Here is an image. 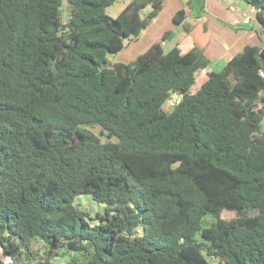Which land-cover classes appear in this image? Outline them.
<instances>
[{
  "label": "trees",
  "instance_id": "16d2710c",
  "mask_svg": "<svg viewBox=\"0 0 264 264\" xmlns=\"http://www.w3.org/2000/svg\"><path fill=\"white\" fill-rule=\"evenodd\" d=\"M114 1L66 0L63 21V0H0L2 254L12 264H51L61 250L72 253L65 264H264V0H243L261 42L195 91L209 63L196 45L156 42L108 66L163 7L131 0L111 17ZM81 193L106 205L98 223L73 205ZM24 248L33 263L20 261Z\"/></svg>",
  "mask_w": 264,
  "mask_h": 264
},
{
  "label": "crops",
  "instance_id": "0c3cea01",
  "mask_svg": "<svg viewBox=\"0 0 264 264\" xmlns=\"http://www.w3.org/2000/svg\"><path fill=\"white\" fill-rule=\"evenodd\" d=\"M181 8L186 12L181 22L185 33L177 34L179 24L173 21V16ZM250 8L254 11L252 7ZM168 41H173V46L177 45L182 52L196 45L209 59L208 65L196 72L202 78L195 90L205 80L208 71L220 70L245 45H258L261 42L255 15L240 17L229 2L163 0V7L158 15L118 52L119 58L114 62L133 60L153 43L160 42L163 48Z\"/></svg>",
  "mask_w": 264,
  "mask_h": 264
},
{
  "label": "rangeland",
  "instance_id": "374dc122",
  "mask_svg": "<svg viewBox=\"0 0 264 264\" xmlns=\"http://www.w3.org/2000/svg\"><path fill=\"white\" fill-rule=\"evenodd\" d=\"M131 0H115L110 6H108L106 8V13L111 16V17H115L120 10ZM223 2H226L231 5V7L234 9V11L240 16V17H244L247 18L250 15H255V12L250 8L249 5H246L244 2L240 1V0H220ZM68 5L66 0H63V4H62V19L63 21H66L67 17H68ZM151 9L150 5H147L145 8H143L141 10V14L144 15L146 14L149 10ZM257 23V21H256ZM179 31V32H178ZM176 33L177 34H182L185 33L184 32V28L183 25L180 23L176 29ZM174 42H166V44L163 46V50L167 51L168 49L171 48V46H173ZM119 58L118 56V52H108L107 53V61L108 62H114ZM201 76L200 74L196 73V81L195 83L192 85L191 90L194 91L195 88L197 87L199 81H201ZM176 98V99H175ZM179 99V95H173L171 96V98H169L164 104H163V109L165 110H169L172 107V104L170 102L171 101H177ZM262 125L264 127V118L262 121ZM95 134L99 135V131L97 128H90ZM101 140H107L106 137L104 136H100ZM114 140V139H111ZM72 203L75 207H77L79 210H81L84 213V218L90 223V224H95L98 223L100 220L98 218V214L99 215H103L105 214V208L106 205L101 203V202H97L95 201L90 194L88 193H81L76 195L73 200ZM257 213V209L255 208H246L243 209L241 211V214H245V215H253ZM229 215L231 213H228ZM205 224H209L213 221L212 217H206L204 219ZM199 234L196 235V238L199 239ZM31 249L34 253V255H37L36 253V249L41 247L42 251H44L43 246L44 243L40 240H32L30 243ZM60 256H54L51 259V264H65L70 256H71V252L69 253H65L63 252V250L58 252ZM64 253V254H63ZM28 255V251H26V249L24 248L23 253L21 254L20 257V261L23 263H33V259H31V257L27 256ZM77 255V254H76ZM79 256V255H78ZM209 264H218L217 260L209 258Z\"/></svg>",
  "mask_w": 264,
  "mask_h": 264
},
{
  "label": "built area",
  "instance_id": "2783aa9c",
  "mask_svg": "<svg viewBox=\"0 0 264 264\" xmlns=\"http://www.w3.org/2000/svg\"><path fill=\"white\" fill-rule=\"evenodd\" d=\"M259 74H260L261 76H263V75H264V69H260V70H259ZM175 99H176V98H175ZM170 102H171V104H173L175 101H171V100H170ZM0 257H1V260H2V262H3L4 264H12V259H11V257H10L9 255H3V254H2L1 247H0Z\"/></svg>",
  "mask_w": 264,
  "mask_h": 264
},
{
  "label": "water",
  "instance_id": "95a60500",
  "mask_svg": "<svg viewBox=\"0 0 264 264\" xmlns=\"http://www.w3.org/2000/svg\"><path fill=\"white\" fill-rule=\"evenodd\" d=\"M128 43V40H126V41H124V44L126 45ZM111 65V63L110 62H108V66H110ZM208 258H210L211 256H207Z\"/></svg>",
  "mask_w": 264,
  "mask_h": 264
}]
</instances>
